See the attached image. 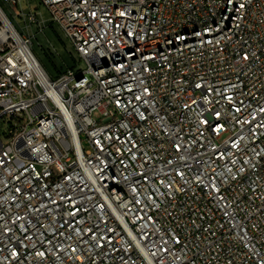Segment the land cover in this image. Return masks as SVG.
Segmentation results:
<instances>
[{
  "label": "built area",
  "instance_id": "built-area-1",
  "mask_svg": "<svg viewBox=\"0 0 264 264\" xmlns=\"http://www.w3.org/2000/svg\"><path fill=\"white\" fill-rule=\"evenodd\" d=\"M0 4V264H264V0Z\"/></svg>",
  "mask_w": 264,
  "mask_h": 264
},
{
  "label": "rangeland",
  "instance_id": "rangeland-1",
  "mask_svg": "<svg viewBox=\"0 0 264 264\" xmlns=\"http://www.w3.org/2000/svg\"><path fill=\"white\" fill-rule=\"evenodd\" d=\"M21 9L26 13L37 14L44 21V32L37 25L33 27L32 49L38 60L53 79L69 70L76 72L86 69V64L81 60L75 46L67 38L63 30L53 22L52 15L40 0H20ZM1 6L13 20L14 25L21 34H28L24 22L16 17V11L12 9L7 0H0Z\"/></svg>",
  "mask_w": 264,
  "mask_h": 264
},
{
  "label": "trees",
  "instance_id": "trees-1",
  "mask_svg": "<svg viewBox=\"0 0 264 264\" xmlns=\"http://www.w3.org/2000/svg\"><path fill=\"white\" fill-rule=\"evenodd\" d=\"M62 75V74H61Z\"/></svg>",
  "mask_w": 264,
  "mask_h": 264
}]
</instances>
